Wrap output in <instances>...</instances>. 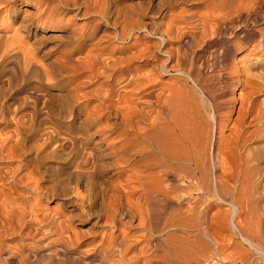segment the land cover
<instances>
[{
  "label": "bare ground",
  "instance_id": "bare-ground-1",
  "mask_svg": "<svg viewBox=\"0 0 264 264\" xmlns=\"http://www.w3.org/2000/svg\"><path fill=\"white\" fill-rule=\"evenodd\" d=\"M46 1L48 6L44 12L37 11L31 16L23 15L17 21L19 3L29 5L31 0H0V8L5 12L6 19L14 21V25L17 24L16 27L24 33V37L19 39L14 36L15 39L13 38L11 41L8 38L12 43H1L2 33H0V72H2L0 75V264H8V262L36 264L39 259H43L40 257L39 247H34V253L30 254L24 251L25 247L24 245L20 246L21 244L16 248L3 246V241L7 238L26 237L28 239L32 230L29 224H33L34 232L41 234L42 237L45 236L42 231L45 226L51 227L50 230L53 232H50L51 234L59 235L67 229L72 230L74 222L81 221L83 217L90 215V212L94 213L92 215L94 217H91V228H101V230L99 231L100 248L98 247V252L94 253L95 255L92 254V258L87 260L88 264H113L116 262L118 264H139L140 260H142L140 264H151L153 259L165 264H172L173 258L182 262L187 261L186 264H207L206 261L211 255H205L208 247L205 245L207 241L203 239V234L209 232H203L200 225H197L202 213L198 210L200 206L197 209L188 208L189 202L185 208L179 205L173 207V205L169 211L167 209L168 214L165 213L166 216H163L164 218L159 223L154 222L150 225L151 222L150 224L148 222V217L152 214L148 215L149 208L155 205L157 200L164 199L162 201L175 203L172 198L175 193L172 194V192H176L178 186L176 187L175 183L172 186L170 184L173 180L177 182L179 177L183 178L182 181L185 180V183L187 182L188 187L195 185L199 190H211L212 193L211 191L210 193L215 195L219 201H227L231 205L229 216L226 213L231 228L239 232L242 242L253 251L243 249L240 252L239 261L249 263L254 256L264 264V237L251 225L243 228L240 227V223L238 226L234 221L240 212L241 207L238 205H253V207L259 203L264 205L263 199L256 197L257 194L255 195L260 177L264 174V149L256 144L255 147H247L251 141H256L257 138L259 141H264V114L262 104L260 103L261 106L258 104L260 100H257L258 92L255 84L251 82L253 87L247 92L246 98L240 100L235 122L231 123L235 133L233 145L232 143L231 146L228 144V147L223 150L219 146L216 148V156L218 157L220 154L229 156L231 165L228 166L219 159L218 165L221 170L218 176H213L214 181L209 182L207 180L209 173L206 176L205 170H203L204 157L206 158L204 155L206 127L202 124L205 120L201 119L203 117H201L198 107L191 103L186 95L187 91L184 89L183 81L186 77L191 78L192 76L190 77V70L186 69L187 67L183 68L185 64H188V67L191 64L190 58L187 59L188 63H186V57L184 58L186 52L184 50L187 49H184L183 53L181 48L183 46L193 47L190 45L194 38L190 35L185 40H181V47L179 45L177 49L175 48L174 53L170 44L175 37L176 31L172 23L176 16L172 13L165 15L166 11L162 10L165 11L161 12L162 18L168 17L169 20H166L167 22L164 24L154 26L148 20L143 21L142 18L145 14L133 7L125 9L121 6L123 8L121 10L115 4L118 10L112 12L109 5L113 0H59L62 3V9L51 6L54 0ZM176 1L168 0L166 3L168 6H172ZM230 3V7L237 8L238 12L235 13L236 17L224 21L227 27L231 28L235 19L240 26L249 27L247 28L249 30L251 25H256L257 20H260L256 16V6L245 5L243 0H231ZM244 5L246 7L243 10L242 6ZM156 6L155 13H159L160 4ZM68 9H73V15L87 19L85 23L84 20L81 22L83 25L81 24L80 27H71L67 34L65 33L71 43L64 44L65 50L59 54V59L55 57L54 61L60 67L59 72L62 76L71 73L69 76L73 77V88L70 86L68 88L70 91L68 93L71 95L67 96L68 101H72L71 105L68 108L65 107L66 109H59L51 105L50 99H45L35 91L25 96L13 97L12 100V96L8 92H11L19 84L20 78L36 76L37 83H39V79H48L50 74L43 64L45 49L40 47L43 31L47 22H62L64 17L60 16L67 13ZM27 12L31 13V11ZM177 16L183 17L181 13ZM184 17L186 18V15ZM213 18L208 17L207 19ZM101 19L105 23L101 22ZM130 19H135L136 22L129 26L125 21ZM161 20L159 21L161 22ZM93 21L95 23L91 24ZM106 23L112 24L113 29L109 31V25L107 26ZM219 26L220 24L216 22L213 26L214 31ZM253 32L259 33L260 38L264 39V27H255L242 33V36ZM8 35L6 34V36ZM155 35L156 38L152 41L145 40L148 36L155 37ZM24 39H31L32 42L29 41L31 45L30 43V46L27 45L28 41L23 43ZM128 39L131 40L130 44L126 43L128 46L125 44V46L116 47L117 45L113 43L114 40L125 43ZM244 39L246 38L244 37ZM236 41L240 42V40ZM192 44L194 45V43ZM84 46L87 47L84 56L75 58L74 56L78 52L83 51ZM117 51L129 53L123 57H115L114 52L117 53ZM174 56L175 60L172 63ZM245 63L246 71H251L256 62L247 63L245 61ZM145 66H148V69L144 70ZM171 72L175 74L170 78V81L161 82V75ZM78 76L83 77L86 81H79ZM17 77L20 78L17 79ZM194 77L196 78V76ZM194 77L191 78L193 83ZM95 78H101L100 83H97L99 84L98 90L93 92L82 90L83 93H81V85H86L89 81L91 83V80L93 82ZM76 79H79L78 83L75 81ZM34 84L32 88H29L39 91V87ZM21 87L23 88V86ZM2 89H4L3 92ZM51 99L53 101V98ZM92 99H95L97 103L91 105ZM38 116H40L39 119ZM248 117H252L251 120L258 123L251 130L249 129L251 121H247ZM220 136L222 135L220 134ZM63 152L71 154L65 159L68 172L65 175L61 173L60 176L57 173L46 175V166L43 161ZM102 154H104L102 157L107 155L106 159H110V163L108 162L109 164L106 165V163L100 162L105 167H112L114 172L112 177H116V179H104L105 181L98 185V181L95 183L96 178L94 179V177L100 175L97 171L100 163L97 160ZM14 163L16 164L14 165ZM191 169L193 171H190ZM188 178L192 180V185L186 180ZM97 179L99 178L97 177ZM212 179L210 177V181ZM164 183L165 185H163ZM182 184L184 185V183ZM96 185L97 190L94 188ZM235 189H238L237 194H235ZM185 190L184 192H186ZM183 196L185 197V195ZM56 198L61 199L62 206L54 212L52 211V215L37 208L40 199L52 201ZM186 198L181 196L180 200L183 199V202H186L184 199L190 200V197ZM12 200H19L21 207L16 203L15 205ZM168 203L166 204L168 205ZM159 204L162 205V203ZM38 210L40 211L39 215ZM255 210L251 208L247 212H242L245 217H249V223L261 221L262 224L264 210ZM24 211L28 212L27 216L29 214L30 218L26 216L28 218L26 219L22 216ZM161 212L163 213V211ZM246 213L247 215H245ZM151 218L150 216V220H153ZM135 219H137L136 223H134ZM200 223L203 222L200 221ZM133 225L140 232L130 240L131 231L127 233L125 228L134 227ZM27 227L30 229L24 231ZM107 229L114 232L116 236L120 233L122 235L120 238H111L104 242ZM92 232L96 233L97 231ZM111 232L108 234L111 235ZM148 232L156 233L159 236L156 242L151 241ZM164 235L165 238L161 239ZM205 236L212 241L215 250H217L218 245H216L215 238L212 239L208 234ZM83 237V233L71 231L69 243L73 249L83 243ZM146 239L148 240L147 244L141 245L140 243ZM160 241L163 242V252L157 255L156 251L158 252ZM131 249L134 250V255L125 257V253L130 252ZM215 250L211 249V251ZM111 251L113 254L116 252L115 255H112L115 259H111L112 256L108 257ZM4 253H7L8 257H2Z\"/></svg>",
  "mask_w": 264,
  "mask_h": 264
},
{
  "label": "rangeland",
  "instance_id": "rangeland-1",
  "mask_svg": "<svg viewBox=\"0 0 264 264\" xmlns=\"http://www.w3.org/2000/svg\"><path fill=\"white\" fill-rule=\"evenodd\" d=\"M113 1L109 5V9L112 12H113V10L117 11L119 7H120L119 9H121V10H123L122 7H124L125 9L128 7H129L128 9H132V7H133L137 11H139V12L142 11L145 14V16L143 18L141 17L143 19V21L148 20L149 22H152L151 24L154 26H159V24H164L165 22H167L169 20L168 17L162 18L163 14H161V12L164 13L166 11L165 15H169L171 13H172V15H175L176 17H175L172 24H173V27H174L176 32H175V37H173L172 42L170 44L171 46L169 45L173 50L175 48L177 49L179 47V45L181 47V44H182L181 40H185V38L189 37L190 35L193 36L194 39L192 40L191 45H190L193 47L190 48V47L186 46L187 47L186 48L185 46H183V48H181V50H182V52L184 49L188 50V51L184 50L186 52L185 53L183 52V53L185 54L184 58L186 57L185 58L186 63H188V61H189L187 59L190 58L191 66L188 67L189 65L185 64L183 66V68L187 67L186 69H189L190 71L192 70L191 72L189 71V75H190V77L196 76V78L194 77L195 79L193 78L196 82L195 81H194V83L192 82V80H191L192 77L191 78L186 77L183 80L184 86H185L184 89L187 91L186 95H188L190 102L193 103L195 106H197L199 112H201L200 113L201 117H203L201 119L203 121L205 120L204 122L202 121L203 122L202 126L206 127V129H207L206 130L204 128L205 129V137H206L205 138V149L207 151L205 150V154H204L206 156V158L204 157L205 162H204L203 170H205L206 176L209 173L207 176V180L209 182L214 181L213 176H218V174L221 170L219 165H218L219 159H220V161L223 160L228 166L231 165L230 164L231 160H230L229 156H226L224 154H220V156L218 155V157L216 156V148L219 146L223 150L224 148L226 149L228 147V144H229V146H231V143L233 145V143L235 141V133L233 131L234 128L232 127L233 126L232 124L235 122V116L237 115V109H238L240 100H244L248 94L247 92H249L253 87L251 82H253L257 88V92H258L257 93L258 94L257 100L258 99L260 100V102L258 101V104L260 106L262 104L263 114H264V106H263L264 105V102H263L264 101L263 100L264 99V45H263L264 39L260 38L259 33H257V32L256 33L253 32L252 34L249 33L245 36L244 35L242 36V33H246L255 27H257V28L258 27L259 28L264 27V0H243L245 2V5H253V7H255V6L257 7L256 16H257V19H260V20H257L258 22L255 23L256 25H254V26L251 25V29H249V30L247 29L249 27L246 28V27L240 26L239 23L237 22V20H235V19H234L235 21L233 20V22H232L234 24L231 25V28H230V26L227 27V25L224 24V21L227 20L228 18L236 17L235 13L237 14V12H238L236 10L237 8L230 7L231 0H227L226 2L224 0H215V3H213L214 0L213 1L212 0H210V1L209 0H177L172 6H170V5L168 6V4L166 3L168 0H113ZM216 1H217V3H216ZM218 2L221 3V5H219ZM222 3H225V4H222ZM115 4L118 5L117 6L118 8L116 7ZM123 4H124V6H123ZM159 4H160V12L155 13V10H156L155 8H157L156 5H159ZM19 5H20V8L19 9L16 8L18 10V15H17L18 20L17 21H19L20 17L23 15L29 14L31 16L34 13H37V11L44 12L45 9H47L48 3L46 0H31V2H29V5H24V4H20V3H19ZM245 5L242 6L243 10H244V7H246ZM23 6L24 7L26 6V7L24 8ZM51 6H57L59 8L61 7L60 9L63 8L62 3H60L59 0H54V2H52ZM33 10H35V11L33 12ZM162 10H165V11H162ZM234 10H236V11H234ZM27 11H31V13L30 12L28 13ZM72 11H73V9H68L67 13L62 14L60 16L62 18L64 17L63 18L64 20L62 22L56 23V21H54L55 22L54 23L53 21H51L52 23L47 22L45 25V29L43 31V36H42L43 38H42V42H41L42 44H40V47H41V49L46 50V51L44 50V53H43V55H44L43 64L45 66V69H47L48 74H50L48 79H42L43 81L39 79V83H37L38 82L36 80L37 78L35 79L36 76H34V77L33 76L28 77L27 76L28 79H27V77H22V78L17 77V79L20 78V80H18L19 84H17L11 90V92H8L9 95L11 94L12 100H13V97L16 98V96H25L28 93H30V92L33 93L32 91H35L37 93L39 92L38 94H41L42 96H44L45 99H47V100L50 99V101L52 102L51 105H54V107H57L59 109L60 108L66 109L71 105L72 101L69 100L70 101L69 102L67 96L71 95V94L69 95L70 91L68 90V88H69V86H70V88H73V85H72V83H73L72 78L73 77L69 76L71 73L64 74L62 76V74H60V72H59L60 67L58 66V64L56 65V63L54 61L56 58H58L60 56L59 54H61V52L63 50H65L64 44L67 45V44L71 43L70 39L67 37V35H65V33L67 34L68 30L71 27H80L82 24L81 22H83V20H84V23H85V20L87 21V19H85L82 16L80 17V16L73 15ZM180 13L182 16H183V14H185L186 18L184 17L185 15L182 17L183 19L179 18L177 15H179ZM2 14H4V15H2ZM67 16H68V18H67ZM208 17H210V18L214 17V18L213 19H207ZM1 18H3V19H1ZM65 18H67V19L65 20ZM69 18H71L70 21H67ZM161 18H162V20H161ZM159 20H161V22ZM163 20H164V22H163ZM0 21H1L0 33H2V35H3V36L1 35V37H2L1 43L11 42L13 38L15 39V37L17 39L24 37V33H22L23 31H21V29L16 27L17 24L14 25V21L12 22L10 19H8V18L6 19L5 12L2 11L1 8H0ZM100 21L105 23V21L103 19H101ZM125 22H126V24H128L130 26V25H133L136 21H135V19H130V20H127ZM216 22H218L220 24V26L218 29H216V31H214L215 29L213 26ZM75 23L78 25H76ZM94 23H95V21L91 22V24H94ZM68 24H69V26H68ZM106 24H107V26L109 25L108 26L109 31L111 29H113L112 24H110V23L109 24L106 23ZM222 26H224V27H222ZM13 28H14V30H13ZM243 28H244V31H243ZM238 29H240V30H238ZM218 30H220V31H218ZM240 31H243V32H240ZM10 32H11V34H10ZM5 33L7 35L8 34H10V35L6 36ZM12 33H14V34H12ZM136 33L140 34L139 32H136ZM236 33L239 35V37ZM236 35H237V37H236ZM240 35H241V37H240ZM9 36H11L12 38H10ZM244 37L246 39H244ZM8 38L11 41H9ZM154 38H156V35H155V37H149L148 36V38H146L145 40L152 41ZM142 39H144V38H142ZM236 40H240V42L236 41ZM259 40H260V42H259ZM24 41H25V43H27V41H28V43H27L28 46L31 45V43L29 42V41L32 42L31 39L30 40L24 39L22 42L24 43ZM134 41H136V40H134ZM29 43H30V45H29ZM113 43H114V45H117L116 47H119L122 45L125 46L126 43L130 44L131 40L128 39L127 42H125V43H121V42H118V40H114ZM192 43H194V45ZM259 43H261V44H259ZM86 48L87 47L84 46V48H82V50L83 51L85 50V51L84 52L83 51L78 52L79 54L77 53V55H75L74 57L80 58V57L84 56V54L87 50ZM175 51L176 50H174V53H175ZM196 52H197V54H196ZM127 53H129V52L125 53L123 51H121V52L117 51V53L114 52V55H115V57H120V56L123 57V55H125ZM187 53L189 54L190 57L187 56L188 55ZM174 60H175V56L172 60V63L174 62ZM245 61L247 63L248 62L254 63V61H255L256 63H254V65H253L254 69L251 71H246ZM194 67H195V70H194ZM146 69H148V66H145L144 70H146ZM196 70H197V73L199 74L198 77H197ZM1 74H2V72H0V75ZM169 74H170V76H169ZM169 74L167 73L168 76L166 74L161 75V77H160L161 82H163V83H167V81L169 82L170 78L175 73L171 72ZM69 77L71 78L70 80H69ZM78 78L80 80L79 79L75 80L77 83H78V80L79 81H81V80L86 81V79H83V77L78 76ZM25 79L27 82L25 81ZM237 79H238V81H237ZM100 80H101V78L100 79L95 78V79H93V82H92V80H91V83H90V81L87 82L86 83L87 86L85 84L81 85L83 89L81 88L80 92L83 93L82 90L84 92L85 91L86 92H88V91L93 92L95 90H98L99 84H97V83L98 82L100 83ZM197 81H198V84H197ZM20 82L22 83L21 85H20ZM33 82L34 83L36 82V83L34 84ZM33 84L37 85V87H39L38 88L39 91L31 89L33 87ZM71 85H72V87H71ZM21 86H23V88ZM29 87H31V88H29ZM258 88H260V89H258ZM117 89H119V88L117 87ZM3 91H4V89H2V92ZM51 98H53V101ZM92 100L93 101H91V105H93V103L94 104L97 103V101L95 99H92ZM65 104H66V106H65ZM39 118H40V116H38V119ZM251 118L252 117L247 118V121H251V124H250L251 126L249 127L250 130L258 124V123H256L255 120H253V119L251 120ZM220 125H221V127H219ZM220 134L222 136H220ZM217 136H218V138H217ZM219 140L220 141L222 140V141L220 142ZM255 140L256 141H254V140L251 141L247 145V147H250V146L255 147L256 145H259L264 149V141H261V140L259 141L258 138ZM67 153L68 154H65V152H63V153L57 155L56 157H53L50 159L46 158L43 161L45 163L44 165L46 166V175L57 173V175L60 176L61 173H62V175H65V173L68 172V170L65 166V164H66L65 159L67 157L71 156V154H70V152H67ZM102 156H104V154L100 155L98 157V160H97L100 163L98 166V169H97L98 173H100V175L97 176L99 179H97V177H94V179L96 178V180H94V181H95V183H97V181H98V183H97L98 185L100 183L102 184L106 179H110V180L116 179V177H112L114 174L112 167L111 166L105 167V165L102 164V163H106V165H108L110 163V159H106V158H108L106 154H105V157H102ZM15 164L16 163H14V165ZM102 165L104 168L102 167ZM106 168H109V169H106ZM111 169H112V171H111ZM190 171H193V169H191ZM105 172H107V173L109 172V173L107 174ZM102 175H103V177H102ZM210 177H211V179L213 178L211 181H210ZM112 178H114V179H112ZM179 178L177 179V182H176V180H173L170 184L172 186V185H174L173 183H175V186L176 187L178 186L176 192H172V194H174V193L175 194L174 195L171 194L173 196V197L172 196L171 197L173 198L175 203L172 204V203H168L166 201H162L164 199L157 200L155 205H152L149 208L150 211H149L148 215H150L152 213L150 216L153 218V220H150V216L148 217L149 224H150V222H151L150 225H152L154 222L159 223L168 214V211L171 209V207L173 205H174L173 207H176L177 205H179V206L185 208L186 204L189 202L188 205L189 204L190 205L189 206L187 205L188 208L192 207L194 209H197L200 206L199 207L200 209H198V210L201 211L202 213L200 212L201 217H199V219H198L199 221L197 220L198 221L197 225L198 226L200 225V229L202 228L204 230V231L202 230L203 232L208 231L209 233L206 232L205 234L210 235L212 239L215 238L214 240H216V243H217L216 245H218L217 250H219V251L215 250V247L212 244V241H210V239H208L205 236V234H203V237H204L203 239H205L207 241V242H205V245H206V247H208L207 248L208 249L207 254L205 253V255L206 256L211 255V257L208 256L209 258L206 257V258H208L206 261L207 264H255V263L256 264H263L262 261L260 262V260L254 256L251 258V261L249 263H242L239 261L240 252H242L243 249H249V248L244 242H242V240L239 236V232L237 230H234L233 228H231L232 226L230 224L229 217H228L230 214V211H231V205L227 201L225 202V201L220 200L221 201L220 202L216 198L215 195L211 194L212 193L211 190H210L211 193H210V191H207V189L206 190H201V189L199 190V188L197 186L192 185L191 179H189V178L186 179L192 185L191 187L190 186L188 187L186 184L187 182L185 183V180L182 181L183 178H181V177H179ZM263 179H264V174L260 177V182L257 185L258 189H257V192H255V195L257 194L258 196L256 195V197H259V198L261 197V199H263V202H264ZM182 183H184V185ZM163 185H165V183ZM181 186H182V188H181ZM94 188H95V190H97L98 189L97 185ZM180 189H182V190H180ZM184 189H186L185 190L186 192H184ZM235 190H236L235 194H237L238 189H235ZM181 192L183 195H185V197H187L186 199H188L190 197L189 198L190 200L187 201L184 199V201H186V202H183V199L180 200L181 196L183 198H185L182 194H180ZM187 194L190 196L188 197ZM213 196H215V197H213ZM195 200H197L196 201L197 203L195 202ZM12 201L14 202V204L16 203L17 206H20V204H21V202H19V200L18 201L12 200ZM158 201H159V203H162V205L159 204ZM164 202H165V204L163 205ZM29 203H31V202H29ZM166 203H168V205ZM226 203H228L229 205ZM38 204L39 205H37V208L41 209L42 212H46L47 214L49 212V215H52V213L55 210L61 208V206H62L60 198H56L52 201H49V200L46 201V200L40 199ZM57 204H58V206H57ZM192 204L193 205L196 204V205L193 206ZM238 206H240L241 208L239 207L240 212H239V214L236 215V217L234 219L235 223H237V225H238V223H240L239 224L240 227L242 226L243 228H247L249 225H251L254 229H256V231H258L262 235V237H264V226L262 227V225H264V221L262 222V224H261V221L260 222L251 221L249 223V221H248V220H250L249 217H245L243 214V212H247L251 208L262 211V210H264V205L259 203L257 206H254V207H253V205H250V206L249 205H238ZM167 209H168V211H167ZM154 210L156 213L154 212ZM160 210L163 211V213ZM25 211L23 212V215H22V216H24V218L27 216V213H28V212L26 213ZM38 212H39L38 213V215H39L40 211L38 210ZM90 213H91L90 215H86L85 217H83V219L81 221H75L74 222L75 224H73V226H72L73 231L75 230V232H77V233L79 232V234H82V233L84 234V237H83L84 240H82L83 243L81 245H79L78 247H75L74 249H73V246H71V244L69 243V238L71 236L72 230L67 229L69 231L70 235H69L67 230H66L67 232L65 231V232H62L59 235H57V234H51L53 232L50 230V228H51L50 226H45L46 228L45 227L42 228V231L44 232L45 236L42 237V236H40L41 234H36L34 232V230H33L34 225L33 224H32L33 226L31 224H29L31 226L30 228H32V230H31V234L28 236V239L26 237L7 238L6 240L3 241L4 242L3 246L4 247L9 246L12 248H16L17 246H19L21 244L20 246L24 245V247H25L24 251H27L30 254H31V252L34 253L33 250L36 247L37 248L39 247L38 248L39 254L41 255L40 257H42L43 259H39L36 262V264L37 263L38 264L39 263L40 264H50V263L51 264H88L87 260L91 259L92 258L91 255L92 254L95 255L94 253H97L99 248H100V246H99L100 245V242H99L100 233H99V231L101 230V228H93V229L91 228L90 223L92 222V218L94 217V216L92 217V215H94V213L93 212H90ZM165 213H166V215H165ZM224 213L226 216L224 215ZM226 213H228V216ZM153 215H154V217H153ZM245 215H247V213ZM29 216L30 215L28 214L27 217L30 218ZM27 217H26V219H28ZM237 220H239V221H237ZM136 221H137V219L134 220V223H136ZM200 221L203 222L202 223L203 225L200 223ZM195 223H196V221H195ZM74 226H75V228H74ZM30 228L27 227L26 230H24V231H28ZM109 230H108V232L106 231L104 242H107V240H110L111 238H115V239H116V237L120 238L122 235L120 233L119 235L116 236L114 232H111ZM92 231H97V232L95 233ZM210 231H212V232L214 231V232L212 233ZM109 232H111L112 234L109 235L108 234ZM125 232H127V233L130 232L129 236H131V237L129 239L131 240V238H134L136 235L139 234L140 230H137V228L135 226L134 227L131 226L129 228L128 227L125 228ZM32 233L35 235L33 236ZM94 233H95V236H94ZM149 233L150 232H148V235L150 236L151 241L153 240V242H156L159 236L156 233H150V234ZM90 234L91 235L93 234L92 235L93 237ZM87 235H90V236L88 237ZM107 235H109V236H107ZM85 237H87V238H85ZM223 237H224V239H223ZM162 238H165V235H164V237H161V239ZM146 241L148 242V240L146 239V240H143L140 244L141 245L147 244ZM67 242H68V244H67ZM98 242H99V244H98ZM140 244L137 246L139 247ZM209 246H210V248H209ZM162 248H163V242L160 241V247L158 249V252L156 251L157 255L158 254L160 255L161 252H163ZM211 249L215 250V251H211ZM249 250H251V249H249ZM216 251H217V253H216ZM219 252H220V254H219ZM214 253H216L215 256H214ZM115 254H116V252L113 254L111 251L110 254H108V257L115 255ZM7 255H8L7 253L6 254L4 253L2 255V257H6ZM132 255H134L133 249H131L130 252L127 251L125 253V257H129ZM49 256H51V258H49ZM77 258H79V260H77ZM110 258L113 259L114 256H112ZM153 261H154V263H153ZM114 262H116V261H114ZM141 262H142V260H140L139 264ZM159 262L160 261H158L157 259L156 260L153 259L151 264H165L164 262H160V263ZM186 262H182V261H179V260L174 259V258L172 259V264L173 263L174 264H177V263L178 264H186ZM8 264H14V263L8 262ZM32 264H34V263H32ZM113 264H118V263L116 262Z\"/></svg>",
  "mask_w": 264,
  "mask_h": 264
}]
</instances>
